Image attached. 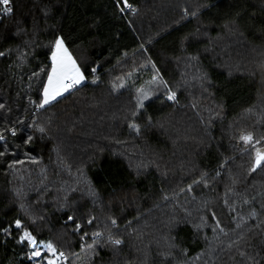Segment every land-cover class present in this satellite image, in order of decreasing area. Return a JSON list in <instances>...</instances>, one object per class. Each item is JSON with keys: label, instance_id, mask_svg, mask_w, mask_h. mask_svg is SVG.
<instances>
[{"label": "trees", "instance_id": "1", "mask_svg": "<svg viewBox=\"0 0 264 264\" xmlns=\"http://www.w3.org/2000/svg\"><path fill=\"white\" fill-rule=\"evenodd\" d=\"M129 3L135 13H121L115 0H11L0 22V51L11 50L0 57V227L12 225L10 236L0 232V264H32L16 243V219L55 241L69 264H146L145 256L147 264H264V167L249 173L252 153L239 141L241 132L264 136V0ZM54 28L68 36L86 79L37 110L30 98L38 102L40 85L29 76L50 63ZM157 74L176 100L150 85L156 94L133 118L136 89ZM13 160L24 163L10 169ZM205 172L208 186L187 191ZM212 213L224 232H213ZM68 215L97 219L74 233ZM201 216L207 224L197 229ZM107 229L123 243H108ZM97 230L105 239L82 252L80 235L91 243Z\"/></svg>", "mask_w": 264, "mask_h": 264}, {"label": "snow or ice", "instance_id": "2", "mask_svg": "<svg viewBox=\"0 0 264 264\" xmlns=\"http://www.w3.org/2000/svg\"><path fill=\"white\" fill-rule=\"evenodd\" d=\"M116 7L118 10L123 13L126 9L131 10L132 12H136L137 10L133 8V6L129 3V0H115ZM11 0H0V7L3 8V13H0V18H2L3 15H11L12 14V8L10 7ZM185 15H188V10H184ZM196 12H192V16H196ZM47 15V13H45ZM23 31V30H21ZM18 34V33H17ZM187 39V37H185ZM69 38L65 34H63L62 29L54 28L53 34L51 38L48 40V44L46 47L48 48L50 55L48 56L49 64H46L39 68L38 71L34 70L31 73V76H29V81H32L33 79H36L39 83V87L36 89V94L38 97V102L32 101L30 98V103H33L35 108L37 110L44 109L46 106L51 105L54 101L57 100L58 97H62L65 93L70 92V90L76 88L78 85H81V83L86 79L85 73L82 71L81 65L77 62V58L74 57L73 53L70 51L68 46ZM141 48L144 47L142 44L140 46ZM11 50L7 51H0V57H5L6 55L10 54ZM18 59L23 62V55L21 57H18ZM195 59V57H193ZM153 68H155V65L153 64ZM97 71V68H92V73L95 74ZM158 73V70H157ZM130 75V74H129ZM46 77V78H45ZM98 79V78H97ZM96 79L92 81V83H96ZM149 85H155L157 88L160 86L163 87L164 92L166 94V99L168 101H175L176 100V92L173 91L168 83L163 80L162 77H160L158 74L154 75L152 77V80L149 82ZM124 83H121L119 85L113 83L112 87L113 90H117V88L124 87ZM29 87L31 88V84H29ZM137 95H136V111L132 113L133 118H135L141 109L145 107V101L152 98L156 92L153 90V88L150 86L148 88H138L136 89ZM6 109V105L3 103H0V110ZM149 122H151V117L148 118ZM18 123L23 124V121H18ZM128 127L130 129H134L137 134L140 132V125L132 122L129 123ZM38 130L43 133L45 131L44 127H39ZM8 131L11 132L13 136L17 135V130L15 127H12L8 129ZM5 135L3 132H0V141H4ZM32 137L28 136L26 140H24L25 144H29L32 141ZM239 141L242 142L245 145V150H251L252 153V159H251V165L248 169L249 173L255 172L257 169L264 167V136H261L259 139L255 137V134L253 132H241L239 135ZM7 151V148H5L4 152H0V157L5 156ZM35 162V161H33ZM24 161L22 160H13L12 163L8 165V167L14 168L16 164H23ZM221 168L224 167L223 164L220 166ZM221 173L219 170H217L216 175L219 176ZM208 173H202L201 177L199 179L193 180L192 184H189L187 187V191H191L193 185L200 184L201 182H205V187L208 186L206 183ZM181 191H185V189H181ZM90 196L97 197V193L89 189ZM169 197L164 196L163 199L167 200ZM68 198L65 197L64 204H61L60 208L61 210H64L68 206ZM245 203H247V200H245ZM21 208L23 209L24 206L21 205ZM253 216H255V213H252ZM212 218L215 220V224L212 227L213 232H216L219 230L220 232H224V229L220 226V221L216 219L215 213H212ZM42 219V218H41ZM83 219V218H81ZM95 216H90L86 222H79L77 221V218L74 215H68L66 218L65 223H75V228L73 229L74 233H80L83 231V228L85 227V224L88 226H91L96 221ZM201 224L196 225L197 229H200L204 227L207 224V218L204 216H201ZM36 221L33 220L32 223H35ZM107 223H109L112 228H116L117 225V219L113 216L107 217ZM131 223V222H129ZM14 227L17 230L23 229L20 233L19 237L16 239V243L23 246H27V253H26V259L32 264H69L70 255L66 253L64 250H62L60 247H58L57 243L51 239H40L38 238L37 234H34L32 230H30L28 227H25L21 219H16L14 222ZM240 225L237 224V228H239ZM11 228L12 225H9L8 227H0V232H2L5 236L11 235ZM89 239V233L83 232L82 235H80V249L82 252H93L95 251L96 247H98L103 239H105V232L104 231H93L91 233L90 239L91 243H88ZM107 242L113 245H121L123 241L119 238H114V234L111 231V229H107V235H106ZM243 240V236H241L238 240L233 241L228 245L229 248H232L233 246H239L240 242ZM242 256L245 255V253H240ZM77 259H79V254H72ZM251 259V257H249Z\"/></svg>", "mask_w": 264, "mask_h": 264}, {"label": "rangeland", "instance_id": "3", "mask_svg": "<svg viewBox=\"0 0 264 264\" xmlns=\"http://www.w3.org/2000/svg\"><path fill=\"white\" fill-rule=\"evenodd\" d=\"M77 62L81 65V63L77 60ZM82 67V66H81ZM82 71H83V69H82ZM84 82V81H83ZM82 82V83H83ZM79 86V85H78ZM150 85H149V82L146 84V85H144L143 87L144 88H148ZM262 146H264V145H262ZM253 218H255V216L253 217ZM156 231H158V229H156ZM160 242H163L164 240H166V238H164V237H162V238H160ZM133 246H135V243H136V240L134 241L133 240ZM220 249H219V253H218V255H220V256H223V255H225V253L227 252L226 250V248L225 247H221V246H218ZM171 248V250H174V248L173 247H170ZM170 251V249H168L167 250V252H169ZM214 251H215V249H214ZM159 252L161 253V250H159ZM215 253V252H214ZM148 254H149V256H150V254H151V252H148ZM150 260L151 261H153V257H150ZM144 261H145V263L147 264L148 262H147V256H145L144 257Z\"/></svg>", "mask_w": 264, "mask_h": 264}, {"label": "built area", "instance_id": "4", "mask_svg": "<svg viewBox=\"0 0 264 264\" xmlns=\"http://www.w3.org/2000/svg\"><path fill=\"white\" fill-rule=\"evenodd\" d=\"M10 7L12 8L11 3H10ZM126 10H128V9H126ZM12 12H13V8H12ZM0 13H3V8L2 7H0ZM7 16H9V15H3L2 18H0V22ZM0 142H3V141H0Z\"/></svg>", "mask_w": 264, "mask_h": 264}]
</instances>
